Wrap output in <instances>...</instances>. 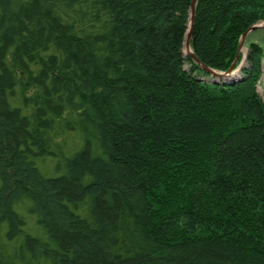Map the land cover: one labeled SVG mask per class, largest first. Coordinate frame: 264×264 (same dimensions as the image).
I'll return each mask as SVG.
<instances>
[{"label": "trees", "instance_id": "trees-1", "mask_svg": "<svg viewBox=\"0 0 264 264\" xmlns=\"http://www.w3.org/2000/svg\"><path fill=\"white\" fill-rule=\"evenodd\" d=\"M190 3L0 0V264H264V53L203 73ZM263 20L197 0L190 48Z\"/></svg>", "mask_w": 264, "mask_h": 264}, {"label": "water", "instance_id": "water-1", "mask_svg": "<svg viewBox=\"0 0 264 264\" xmlns=\"http://www.w3.org/2000/svg\"><path fill=\"white\" fill-rule=\"evenodd\" d=\"M197 0H191L190 3V8H189V25H188V31L186 33L185 36V41H184V46H183V52L186 56H188L190 59H192V61L201 69V71L205 74H207L210 77H213L214 79L217 80H232V74L236 71V69H238L241 66V61H239V57L241 56V48L244 42V39L247 35L248 32L254 30L255 28H257V25H253L251 26L246 32H244L239 40V45H238V53L237 56L234 60V62L231 64V66L229 67V69L225 72H218L215 71L213 69H210L208 67H206L205 65H203L198 59L197 57L193 54L191 48H190V37H191V30H192V24L194 21V15H195V6H196ZM264 28V25L262 26ZM188 49V52H186Z\"/></svg>", "mask_w": 264, "mask_h": 264}, {"label": "rangeland", "instance_id": "rangeland-1", "mask_svg": "<svg viewBox=\"0 0 264 264\" xmlns=\"http://www.w3.org/2000/svg\"><path fill=\"white\" fill-rule=\"evenodd\" d=\"M257 28L247 33L242 48H241V66H246V57L247 53L249 51V44L254 43L255 45L259 46L261 48L262 53H264V28L262 27L264 25V20L259 21L257 24ZM237 79V78H236ZM256 85V91L261 98V100L264 102V70H262Z\"/></svg>", "mask_w": 264, "mask_h": 264}, {"label": "bare ground", "instance_id": "bare-ground-1", "mask_svg": "<svg viewBox=\"0 0 264 264\" xmlns=\"http://www.w3.org/2000/svg\"><path fill=\"white\" fill-rule=\"evenodd\" d=\"M187 51L186 52H188V49H186Z\"/></svg>", "mask_w": 264, "mask_h": 264}]
</instances>
